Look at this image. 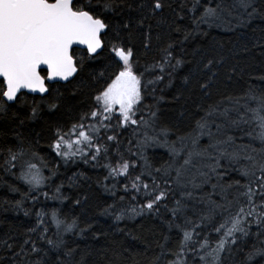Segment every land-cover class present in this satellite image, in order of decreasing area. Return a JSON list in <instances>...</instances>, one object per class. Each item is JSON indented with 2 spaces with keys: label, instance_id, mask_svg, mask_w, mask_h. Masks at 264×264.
Listing matches in <instances>:
<instances>
[{
  "label": "snow or ice",
  "instance_id": "6c2138e0",
  "mask_svg": "<svg viewBox=\"0 0 264 264\" xmlns=\"http://www.w3.org/2000/svg\"><path fill=\"white\" fill-rule=\"evenodd\" d=\"M166 7H171L167 0H0V116L8 118L13 104H27L31 93L40 99L32 100L28 119H36L42 106L54 113L65 97L50 84L71 83L89 61L103 58L105 70L94 74L99 87L91 106L71 123H52L49 147L65 163L80 160L104 168V190L114 197L119 181H125L122 189L130 199L120 196L101 209V215L117 222L154 215L168 233L175 231L174 248L169 247L173 237L162 233L148 264H254L256 257L264 258V247L244 251L236 246L252 234L253 225L257 237L264 235V89L249 85L239 94L222 91V69L225 80L231 81L236 68L225 67L223 54L201 57L183 82L194 81L204 97L216 93L219 98L197 105L200 115L180 135L161 122L164 97L156 90L165 77L170 86L174 73L191 63L174 51L202 32L201 25L231 29L234 22L242 26L256 16L264 19V12L253 0H181L177 18L183 19L180 13L187 9L193 27L185 29L173 21L171 31L183 33V39H172L171 33L165 38L159 31L166 22L161 15ZM154 41H164L162 46L157 43L159 57L142 64L139 50L146 56ZM79 46H84L82 55L77 54ZM253 46L264 47V36ZM259 79L264 81V76ZM147 99L153 102L147 104ZM11 118L19 119L15 112ZM19 122L23 125L24 120ZM128 128L133 138L125 145L121 136ZM245 137L248 143L242 142ZM17 139L15 147L0 150V169L16 176L18 168V178L29 186L23 198L35 201L33 192H40L56 169H48L51 175L45 176L48 162L32 142L19 135ZM152 146L167 149L168 160L161 167H154L145 155ZM61 187L56 186V193ZM12 190L19 191L14 186ZM15 203L19 207L22 201ZM35 218L22 242L0 240L11 264H48L50 254L56 257L51 264H88L89 253L72 246L68 237L83 236L92 230L91 223L82 226L79 216L69 217L57 208L41 209ZM240 253L243 259L237 261ZM108 264L120 262L112 259Z\"/></svg>",
  "mask_w": 264,
  "mask_h": 264
},
{
  "label": "trees",
  "instance_id": "16d2710c",
  "mask_svg": "<svg viewBox=\"0 0 264 264\" xmlns=\"http://www.w3.org/2000/svg\"><path fill=\"white\" fill-rule=\"evenodd\" d=\"M167 3L171 4V7H166L161 14L166 18V22L159 26V31L165 38L171 33L172 39H183V33L171 31L170 25L175 21L176 25L191 29L193 27L192 14L184 9L180 13L184 18L178 19L177 13L180 12L181 0H167ZM253 3L260 12H264V0H253ZM196 14L199 15V11ZM152 24L155 34L157 21L153 20ZM201 29L202 32L193 34L189 40L184 41L183 45H178L174 51L176 57L191 61V63H186L183 68L174 73L170 86H167V77L157 85L156 95L164 97V100L159 104L161 122L173 128L177 135L188 131L195 119L198 118L200 112L197 105L203 107L219 98L216 93L211 97H204L195 87L194 81L191 84L183 82V77L201 60V57L223 54L226 61L225 67L236 68V73L232 75L231 81L225 80L222 69L220 76L222 91L239 94L249 85L264 89V81L259 79L264 76V47L253 46L257 40L264 36V19L256 16L250 23L242 26L236 25L234 22L231 29L223 26L207 27L205 25H201ZM157 43L162 46L164 41H154L153 48L147 52L146 56L143 55V49L139 50L142 64L150 63L153 58L159 57ZM76 51L78 55L83 54L81 49H76ZM105 65L106 61L103 58L89 61L85 70L71 83L50 84V88L58 90L65 97L62 106L54 113L49 112L47 106H42L36 119H28L31 114L32 100H39L40 96L27 94V104L19 102L13 104L8 118L0 116V150L15 147L19 135L26 141L32 142L34 150L48 162V168L44 169L45 176L51 175L48 169H56V175L46 182V186L42 187L40 192H33V195L38 196L35 201L23 198L22 194L29 191V186L18 178V168L14 169L17 172L16 176L0 169V240L13 237L17 244L22 242L26 238L27 230L35 224L37 211L57 208L69 217L79 216L82 226L84 223L93 225L92 230L83 236L71 235L68 237L72 246H79L82 252L89 253L88 264H108V261L112 259H117L120 264H148L149 259L155 254L153 249H155L156 242L161 240L162 233L173 237L169 247L174 248L175 231L168 233L166 224L154 215L125 217L117 222L112 216L100 214L101 209L113 204L114 200H118L120 196H125L126 201L130 199L131 194H126L122 189L124 180L119 181L114 197L112 193L104 190V177L107 175L104 168L94 167L92 163L85 164L80 160L65 163L49 147L51 143L49 126L57 120L71 123L80 112L88 110L92 104L95 89L99 87L94 79V74L104 71ZM152 102L151 99L145 100L147 104ZM13 112L17 113L19 119L11 118ZM20 119L24 120L23 125L20 124ZM236 134L239 135V133ZM121 138L124 139L126 145L127 139L133 138L132 129H125ZM171 139H175V136ZM242 142L248 143V138L245 137ZM203 143H207V140L205 139ZM145 155L154 167H161L168 160L167 149L160 146L148 147ZM2 160L3 155L0 154V163ZM106 183L111 186L112 182ZM58 185H62L59 194L56 193ZM13 186L19 191H13ZM42 193H47V197ZM56 195L61 198L51 199ZM85 197H87L86 201ZM77 199L81 200L80 205H76ZM16 201H22V204L18 207ZM25 211H28L29 215L26 216ZM161 212L163 215V209ZM251 232L252 234L244 238L236 246L237 248L248 251L253 245L264 247V243H262L264 235L259 237L255 235L257 232L255 225L252 226ZM94 233H106V235H99L97 238L93 235ZM51 234L50 232L49 235ZM216 238L213 235L212 239ZM9 242L12 243L13 240ZM156 251L158 252V249ZM8 256L9 253L3 246H0V261H3V264H11ZM35 258L33 257V259ZM45 259L48 264H51L56 257L54 254H50ZM167 259H171V257ZM235 259L237 261L243 259V254H237ZM254 264H264V258L256 257Z\"/></svg>",
  "mask_w": 264,
  "mask_h": 264
},
{
  "label": "water",
  "instance_id": "95a60500",
  "mask_svg": "<svg viewBox=\"0 0 264 264\" xmlns=\"http://www.w3.org/2000/svg\"><path fill=\"white\" fill-rule=\"evenodd\" d=\"M74 47H75V46H74ZM77 48H81V49H83L84 46H79V47H77ZM44 68H46V66H42V70H43ZM59 83H65V81H59ZM24 91L27 93V90H24ZM31 95H38V94L31 93Z\"/></svg>",
  "mask_w": 264,
  "mask_h": 264
},
{
  "label": "flooded vegetation",
  "instance_id": "af4514ba",
  "mask_svg": "<svg viewBox=\"0 0 264 264\" xmlns=\"http://www.w3.org/2000/svg\"><path fill=\"white\" fill-rule=\"evenodd\" d=\"M44 74V73H43Z\"/></svg>",
  "mask_w": 264,
  "mask_h": 264
}]
</instances>
